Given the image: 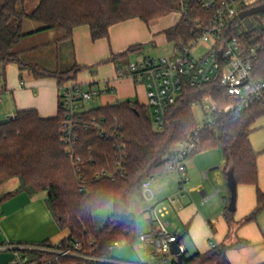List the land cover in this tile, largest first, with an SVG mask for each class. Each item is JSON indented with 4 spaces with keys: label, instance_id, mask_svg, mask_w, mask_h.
<instances>
[{
    "label": "trees",
    "instance_id": "16d2710c",
    "mask_svg": "<svg viewBox=\"0 0 264 264\" xmlns=\"http://www.w3.org/2000/svg\"><path fill=\"white\" fill-rule=\"evenodd\" d=\"M0 1V62L5 69L16 63L36 78H55L58 85L75 82L84 68L74 65L66 71H53L21 60L22 52L16 47L27 37L22 32L25 20L41 23L45 30H61L63 40H71L75 28L87 25L92 39L98 40L109 38L110 28L116 24L134 18L149 23L178 9V0H38L31 11L18 9V3L25 0ZM257 31L264 37V26ZM164 34L170 43L186 42L190 37L189 28L182 22L166 29ZM143 48V45L131 46L104 62L114 63L122 71L130 64L129 56ZM254 75L264 78V50L255 62ZM3 83L7 88L6 72ZM206 91V87L186 88L167 114L163 131L154 129L149 107L138 101L126 100L90 109L87 114L104 118L106 129L114 137L100 138L93 131L78 133L76 153L85 161L83 191L61 140L64 117L59 104L54 118H41L34 109L18 111L15 119L0 123V185L18 178L20 190L33 195L46 193V202L59 228L69 231L63 243L78 242L82 252L114 259L111 246L135 240L137 227L130 194L141 189L145 179L165 171L175 146L198 127L191 104ZM263 116L264 103L254 102L240 115L224 113L214 127L202 130L197 151L221 149L226 160L227 182L228 173L232 171L237 185L257 183V155L249 136L255 121ZM90 157L91 162L88 161ZM119 161L123 163L124 175L115 181L94 179L96 172L113 170ZM108 203L113 204V212L98 230L93 214ZM263 211L264 192L258 191L257 207L245 222L256 220ZM227 215L231 221L233 212ZM226 248L216 247L207 254L184 256V264H213L225 258Z\"/></svg>",
    "mask_w": 264,
    "mask_h": 264
},
{
    "label": "crops",
    "instance_id": "0c3cea01",
    "mask_svg": "<svg viewBox=\"0 0 264 264\" xmlns=\"http://www.w3.org/2000/svg\"><path fill=\"white\" fill-rule=\"evenodd\" d=\"M1 5L2 2L0 7ZM167 17L156 19L163 21L156 23L152 30L149 25L155 20L146 23L139 18L130 19L112 26L109 38L98 40L92 39L87 25L75 28L71 40H63V32L45 30L43 24L25 20L22 32L28 37L23 40H31L46 34V42L30 50H37L40 47L56 48L53 68L43 66L38 61L31 63L53 71H66L74 65H79L84 69L77 75L76 83L95 87H103L109 83L115 92L98 98L97 101H100L98 107L126 100L147 105L145 86L135 83L130 77L119 78L117 66L104 61L113 54L122 53L135 45H143V47H146L148 43L160 46L165 43L170 45L164 31L175 26L179 22V17H176L172 23L166 21ZM67 43H70L72 48V54L68 53L72 62L69 68L63 69L61 47ZM144 51L145 48L139 53L131 54L129 58L134 56L136 58L134 60L128 58V62L153 57L144 56ZM16 66L20 74L21 69L19 65L16 64ZM7 68L8 66L6 67L7 93L5 95L10 94L18 111L34 109L44 119L57 116L59 96L57 79L36 78L29 71L25 77L21 74L15 77L11 75L9 81ZM122 71L128 72V66L126 65ZM31 87L39 89L37 97H32ZM139 94L142 96V101L139 100ZM251 130L249 139L257 155L258 180L256 184L237 185L236 209L231 221L227 215L230 212L228 208L231 193L226 179V160L219 147L198 150L188 158L186 166L189 182L186 185L187 191L184 197L179 193L177 174L165 170L155 175V181L147 192L149 202L144 206V213H147V209L154 205L161 208L170 202L164 220L169 223L168 229L172 234L177 237L183 236L180 246L187 258L197 253L211 252L213 249L210 244L214 243L219 249L223 246L227 248L224 251L225 258L213 264H264V211L256 220L245 222L257 207L258 191L264 192V116L255 121ZM13 180L16 178L0 185V246L55 244L65 240L69 236V231L59 228L47 207L45 194H29L20 190V185L3 192L1 186H6ZM146 218L149 223L148 227L144 228V234L149 233L153 227L148 213ZM143 244L148 251V261L139 259L135 263L159 264L152 260L154 247L148 243ZM12 259L13 250H0V264H11Z\"/></svg>",
    "mask_w": 264,
    "mask_h": 264
},
{
    "label": "built area",
    "instance_id": "2783aa9c",
    "mask_svg": "<svg viewBox=\"0 0 264 264\" xmlns=\"http://www.w3.org/2000/svg\"><path fill=\"white\" fill-rule=\"evenodd\" d=\"M264 6V0H178L176 11L179 22L189 28L190 37L172 42L171 51L159 57H144L128 65V72L119 71L118 77H130L146 88L147 106L151 109L157 131H163L171 107L183 96L186 88L206 87V93L191 104L201 109L203 119L190 135L178 144L169 156L167 171L179 176V193L184 197L189 182L186 161L197 151L201 132L214 127L224 114L240 115L254 102L264 103V78L254 75L255 62L264 50V37L258 29L264 26V13L240 18L250 9ZM6 69L0 62V104L7 88L3 78ZM58 104L63 111L61 140L75 170L80 190H84L83 166L85 161L77 155L80 131H93L100 138H113L105 126L104 118L89 116L86 105L101 96L114 93L106 83L103 87L84 86L76 82L58 85ZM17 113L0 111V123L15 119ZM92 157L88 161H92ZM125 174L122 161L113 170L98 171L94 179L115 181ZM155 176L145 179L141 190L150 191ZM170 202L165 207L154 205L147 209L153 227L138 240L154 247L152 260L159 264L177 262L172 253V234L164 220ZM1 217V211H0ZM116 242L113 247L117 246ZM211 249L217 247L210 244ZM13 250L11 264H140L116 259H103L82 252L78 242L42 243L39 245L0 246V250ZM183 252V249L181 247Z\"/></svg>",
    "mask_w": 264,
    "mask_h": 264
},
{
    "label": "rangeland",
    "instance_id": "374dc122",
    "mask_svg": "<svg viewBox=\"0 0 264 264\" xmlns=\"http://www.w3.org/2000/svg\"><path fill=\"white\" fill-rule=\"evenodd\" d=\"M1 3V1H0ZM38 4V0H25V2H19L18 3V9L19 10H26V11H31L33 10ZM176 12H172V14L168 15L166 19L167 22H174L175 18L178 17L177 14H174ZM174 17V18H173ZM174 19V20H173ZM161 22L163 20H155L154 22L150 23V28L151 30L157 25L156 23ZM154 26V27H153ZM56 33H62L61 30H54ZM44 34L41 37H36L31 40H23L17 47V51H25L24 53L22 52L21 60L26 61V62H39L40 64H43V66H46L49 68H53L55 64V50L56 48L53 47L52 49H47L46 47H40L37 50H30L32 47L38 45V44H43L46 42L47 38ZM28 37V36H27ZM172 44H164L163 46L160 45H155L153 43H148L145 47L144 51V56H161L168 54V52L171 50ZM71 46L70 43L65 44L64 46L61 47V59H62V68H69L71 65L72 60L69 58V54H72L71 52ZM53 55V57H52ZM72 56V55H71ZM136 57H130V60H134ZM40 60L43 62H40ZM18 65V64H17ZM29 70L28 69H21L20 74L21 76H26L28 74ZM17 70V66L14 63H11L8 65L7 68V78L10 81L11 75L13 77L19 76L20 75ZM19 81V78L17 77V82ZM31 94L32 97H37L39 93V89L36 87H31ZM93 100L86 105V108L92 109V108H97L100 104V101ZM139 100L142 101V96L139 94ZM193 110V109H192ZM0 111L6 112V113H16L18 110L15 107L12 97L10 94L4 96V102L0 104ZM149 116L153 122L154 129L156 130L155 123L153 121V115L152 111L150 108H148ZM194 115H195V120L197 125L201 123V120L203 119L202 115V110L201 109H194ZM178 146V144L175 146ZM157 179V177H156ZM155 181V180H153ZM20 185L21 186V181L16 178V180L10 181L6 186H1V189H3V192H7L8 190H11L12 187ZM11 188V189H10ZM45 197H47L46 193ZM149 197V193L145 194L144 191L141 189L134 190L129 197L130 200V206H131V211L135 214L136 218V234H135V240L128 244L125 241L119 242L117 246L113 247L112 249V255L114 259L116 260H122V261H128V262H138L139 259L143 260L144 262L148 261V251L145 250V244L141 243L138 238L141 234L144 233V228L148 227V220L146 218L147 213H144V206L146 203L149 201L147 198ZM47 207L49 209L48 203ZM50 210V209H49ZM113 212V204L108 203L101 208L97 209L94 214H93V221L95 227L99 230L103 227L105 224L106 220L108 217L112 214ZM150 250V249H149ZM116 257V258H115Z\"/></svg>",
    "mask_w": 264,
    "mask_h": 264
},
{
    "label": "water",
    "instance_id": "95a60500",
    "mask_svg": "<svg viewBox=\"0 0 264 264\" xmlns=\"http://www.w3.org/2000/svg\"><path fill=\"white\" fill-rule=\"evenodd\" d=\"M259 13H264V6L250 9L249 11L242 13L240 18L243 19L248 16L257 15ZM228 186L231 193V200L228 210L234 212L236 209V199H237V182L234 177V173L230 171L228 173ZM183 236H178L177 239L172 243V253L176 257L178 264H184L183 257L184 253L181 250L180 242Z\"/></svg>",
    "mask_w": 264,
    "mask_h": 264
}]
</instances>
